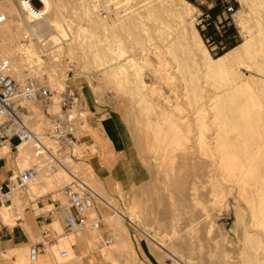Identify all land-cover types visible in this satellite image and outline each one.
<instances>
[{
  "label": "rangeland",
  "instance_id": "rangeland-1",
  "mask_svg": "<svg viewBox=\"0 0 264 264\" xmlns=\"http://www.w3.org/2000/svg\"><path fill=\"white\" fill-rule=\"evenodd\" d=\"M15 1L14 5L18 9ZM55 1L60 5V31L68 30L74 38L66 36L60 45L62 48L55 47L52 49L55 52L45 53L36 38L22 36V47L33 46L36 56L44 61L43 66L39 65L42 63L35 58L36 61H32L34 65H26L18 52L10 54L12 57L9 55L7 60H10L7 62L14 64L17 70H21L25 75L30 74V71L35 72V75L39 73L38 76L46 81L50 80L51 68L56 66L60 90H54L60 94L66 88H71L83 95L91 106L93 114L89 113L90 121L95 122V128L98 127L99 130L92 131L89 127L85 128V131L93 136L88 143L92 140L96 147L94 146L88 159L69 163L72 169L66 172L71 174L79 167L86 170V174L79 179L82 182L85 178L90 181V188L107 204L111 202L113 207H107L103 201L96 200L95 214L92 217H100L105 232L84 231L79 233V238L87 240L91 250L102 245L104 255H108V251L116 250L121 241L130 239L137 255L140 245L148 246L158 264H173L170 258L172 255H175L181 264H264V187H259L255 182L258 179L252 175H247L243 182V179L237 180L238 177L223 169L219 160L222 159L221 150L217 146L220 143L217 142L220 138L218 135L224 125L231 129L225 136L238 137L239 131L235 128L237 121L241 119L237 111H234L242 108V104H252L245 88L232 90L241 80L238 76L247 78L251 75L256 81H264V74L259 73L255 67L256 64L264 65V0H222L224 3L221 12L231 6L234 13L227 15V20L222 15L221 21L230 23L238 40L220 51L214 50L206 42L202 29L197 26L201 14L214 8L218 0H185L195 9L189 10L188 15L185 14V4L181 0H174L177 9L184 13L181 19L164 9L157 0H132L116 7L107 4V0H99L100 4H95L98 8L94 15L82 9V0H79V3L74 0ZM18 10L21 13L20 8ZM10 18L11 21L13 18ZM194 30L198 32L213 58L223 56L253 35L255 40L252 55L246 58L245 62L254 63L255 69L250 71L241 68L238 76L232 70L223 74L207 75L201 62L199 63L200 57L195 56L192 51ZM37 32L42 33V38L48 34L47 27L43 24L37 26ZM9 46L11 50L17 48L15 44L10 43ZM54 54L60 56L57 57L58 61L52 64ZM127 57L137 63L136 68L126 65ZM119 64L125 65L124 78L132 75L128 77L131 81L128 82L127 78L124 80L123 76H115L112 68L118 67ZM129 67L136 70H130ZM61 71L67 72L66 79H62ZM133 78L138 79L134 81ZM142 82H145L148 88L142 89ZM143 96H149L147 98L152 100L155 107L152 114L143 113L144 105L140 103ZM263 100V97L259 96L256 101L260 103ZM27 106L28 104H25L29 112L25 113L28 117L26 119L29 120V117L38 114L46 117L47 126L44 128L47 131L52 123L46 116L44 107L40 104ZM164 108L173 110L171 121L175 123L181 118L184 121V130L191 131L188 141L184 140L186 147L177 148L180 150L173 154L175 160L172 162L176 167L174 172L166 169V162L160 155L163 148L153 150V147H150L145 150L147 144L151 146L154 140L156 141V135L159 133L160 139L155 145L165 146L168 143L162 142L166 139L163 137L165 132L160 127L162 117L159 113L161 114V109ZM232 112L235 115L231 114ZM148 120L153 122L150 126ZM202 123H206L205 129L201 127ZM202 132L208 144H211L209 152L208 149L204 152L199 148L200 141L197 139ZM254 141L255 139L251 141L252 144ZM119 151H125L130 156L137 170L136 178L130 185L119 184L117 188L113 187L107 192L103 181L93 174L88 166H91L93 158L104 157L103 155H106L111 163H115ZM203 152L208 153L206 156L213 153V158L209 159ZM11 153L17 151L14 149ZM183 153L188 154L184 159ZM33 165L32 162L31 167ZM204 165L206 168L203 169ZM19 168V171H23L28 169V166L23 170L22 167ZM93 172L95 173L94 170ZM49 176L53 184L46 190L47 194L52 193L55 200H59L63 206H68L62 190L71 185L73 179L62 170ZM41 177L39 180L43 179ZM39 180L31 186L37 196L44 195L39 188ZM98 181L102 183L104 194L93 186ZM115 208L125 217L123 220L117 219L116 212L113 211ZM4 212L7 213V209ZM113 217L115 220H110ZM105 234L115 238L116 243L113 246H104ZM112 263L118 264L113 261Z\"/></svg>",
  "mask_w": 264,
  "mask_h": 264
},
{
  "label": "bare ground",
  "instance_id": "bare-ground-1",
  "mask_svg": "<svg viewBox=\"0 0 264 264\" xmlns=\"http://www.w3.org/2000/svg\"><path fill=\"white\" fill-rule=\"evenodd\" d=\"M41 1H43L44 5H45V9H46L47 15L43 19L36 21V20H33V17L30 16V15L29 16L27 15L25 17L23 14H21L22 12L21 13L19 12V10H18L19 8L17 9V7H15L14 0H4V4L7 6L6 9L8 11V14L13 19L11 21L9 20L7 22V24H5L3 27L0 28V64L6 63L8 60H10V59L7 60V58L9 57L10 54H12L14 52H18V53L21 54L19 57L22 56L21 59H22L23 63L24 62L26 63V65H31V64L34 65L32 61L35 58V59H38V62L39 63H42V64H39V65H42L43 66V64H44L43 62L44 61H42L39 57L36 56V50H35V48L33 46H29V47H25L24 46V47H22V45H21L22 43L20 42V39L22 38V36H25L24 38H27V36L28 37L30 36L32 38H36L37 41H38V43L42 46L43 52H45V53H49L50 51L51 52H55V51H52V49L55 48V47L62 48V46L60 47V45L63 43V38H65L66 36L69 35L70 38H74L73 37V34L68 33V30L66 32L65 31L64 32L63 31H60V23L61 22L58 20V16L60 14L59 13L60 12V5L55 0H41ZM66 1L67 2H71L72 0H66ZM74 1H76V3L77 2L79 3V0H74ZM82 1H83L82 9H84L86 13H89L91 15H94L96 13L97 8H98V6L95 5L96 3H89V2H86L84 0H82ZM131 1L132 0H107L106 2H108L107 4H112V5H114L116 7V6H119V4H127V3L131 2ZM157 1L159 2V4L161 6H164L165 7L164 9L168 10L169 12H171L174 15L176 14V16H178L180 19L182 18V15L184 13L182 12L183 13L182 14L179 11V8L177 9V4L175 3L174 0H157ZM181 1L183 2V4H185L184 7H186V9H187V11L185 12V14L188 15L189 14V10H195L185 0H181ZM99 4H100V2H99ZM107 4H106V6H107ZM112 5H110V6L112 7ZM92 8H94V9H92ZM180 10H181V8H180ZM39 24H43L44 26L47 27L48 34L44 38H42V35H41L42 33L39 34V32H37V26ZM134 25L137 26V24H134ZM41 27H42V25H41ZM38 31H40V30H38ZM43 31H45L44 28H43ZM55 34H57V36ZM193 35H194V38L192 39L193 41H192L191 44L193 45L194 48L192 49V51L195 54V56H199L200 57L199 63L201 62L200 64H201L202 68L204 69V71H205V73L207 75L223 74V73H227L228 70H232L235 73V75L238 76V74H240V71L239 70L241 68H246L247 70H250L251 71V70L255 69V67L257 68V71L259 73L264 74V65L263 64L262 65L261 64H256L255 67H254V65H253L254 63L253 64H247L245 62V59L248 58V57H251V55H252L253 44H254V40H255V37H253V35H250V37H248L245 40V42L242 43V44H240L238 47L232 49L231 51L227 52L226 54H224L223 56H220L218 58H213V57L210 56L209 52L205 48V46H204V44H203V42H202V40H201V38H200V36H199V34H198V32L196 30H194ZM10 43H11V45H13V44L17 45V48L15 50H11V48L9 46ZM72 46H73V44H72ZM59 52H60V50H59ZM59 56H60V54H54V56L52 57V64H55L58 61L57 60V57H59ZM10 57H12V56L10 55ZM35 59H34V61H36ZM160 60H162V59H160ZM125 61L127 63L126 65H129L132 68L137 65V63L133 59H131L130 57H127L125 59ZM124 66L122 64L121 65L119 64L118 67H115V68L113 67L114 69L112 68V70H114V74H115L116 77L121 76L119 78H122V76H123V79L125 80L127 78L126 80H128V82H129V81H131V78H128V77H131L132 75L131 76H128V77L125 76L126 78H124V74L126 73V72L124 73V71L126 70ZM10 67H11V72H13V74L16 77H18L20 79L26 78L27 75L23 74L21 72V70L18 71L14 64H10ZM51 67H52V65H51ZM29 68H30V66H29ZM56 68H57L56 66L51 68V70H50V74L51 75H49V79L50 80H48L47 84L53 90L54 89L60 90V87L58 86L59 83H60V80H58V78H56V77H58V72L56 71ZM110 68H111V66H110ZM132 68H130V70ZM109 69H108V71H112V70H109ZM132 70L135 71L136 69L135 70L132 69ZM30 74L31 75H35V72L30 71ZM60 74H61V76H63V78L61 77L62 79H66V77H67V72L66 71L65 72H62L61 71ZM38 75H39V73H36L35 76L40 77ZM238 78L239 79L241 78V80L239 81V83H236V85H234V87L232 88V90L233 91H237V90H240V89L245 88L247 90V93H248V96L247 97H249L250 101H252L251 102L252 104H250V105L249 104H242L243 105L242 108H238V110L236 109L234 111V112L237 111V113L239 115V119H241V120L237 121V125H236L237 128H235V130H238L239 131L238 137H228V136H225L224 135L225 133H228L231 130V129L228 128L229 126L227 127V125H224V128L222 127L223 129L219 132V135L218 136H220V138H219V140L217 142H220V143L217 146L221 150L220 152H221V158H222V159H219V160L223 164L222 165L220 163L223 166V169L227 170L230 174H232V176L238 177L237 180L243 179V182H244V178H246L247 175H250V176L252 175L253 177H256V179H258L255 182H257V184L259 185V187L260 186L261 187H264V135H263V132H264V100H263V102H260L259 101L260 103H258L256 101L259 96H262L263 99H264V81H259V80L256 81L255 79H253V76H251V75L248 76L247 78H244V77H241V76H238ZM137 79H134L133 78L134 81L137 80ZM172 80H174V79H172ZM142 84H144V85H141V86H143L142 89L148 88V86L145 84V82H142ZM138 87L140 88V85ZM137 91H138V89H137ZM138 93H139V91H138ZM230 93H232V92H230ZM228 94H229V92H228ZM140 97H142V96H140ZM147 97H149V96H147ZM147 97L146 96H143L142 100H140V103L142 105H144L143 106V113L149 115V114H152L154 112L155 107H154V104H153L152 100H149V98H147ZM25 104H28V106H29V104H32L33 106L39 105V104L33 103V102L25 103ZM176 107H178V106H175V108ZM36 108H38V107H36ZM170 108H171V106H170ZM57 109L58 108H56V110ZM173 110H174V107H173ZM173 110L168 109V108H166V109L164 108V109H161V114L159 113V115L162 117V119H161V126L160 127L163 128V131L165 132V134H164L163 137H164V139H166L165 141H162V142L165 143V142L168 141L167 145H165V146L162 145V144L161 145H155L156 142L159 141V139H160V137H159V135H161L160 133H159V135L158 134L157 135L155 134L156 135V138H155L156 141L154 140V143L153 144H152V142L147 141L149 134L146 135L147 136V138H146L147 140L145 139L147 142H149V143L152 144L151 146H148V144H147L148 148H146L147 146L145 147V150L146 151L150 147L151 148L153 147V150H154V148H156V149H162L163 148L164 149V150L162 149L163 150V151H161L162 153H160V152L159 153L162 156V158H164V161L166 162V169L168 171L170 170L172 172H174L175 171V168H176V167H174V163L172 162V161L175 160L173 154H177V153H175L176 150H177V148H182L183 146L186 147L184 145L185 144L184 143V140H187L188 141V139H189L188 134L191 132L189 129H188V131H187V129H186V131L184 130V128H183L184 127V123H183L184 121H182L181 118H179V120L177 119V121H175V123L173 121H171V119H172L171 116H172ZM157 111H158V109H157ZM202 111L203 110H201V112ZM231 114H234V113L232 112ZM159 115H156V116H159ZM31 117H29V120L28 121L31 122V127L34 129L35 132L43 133L44 131H46V129L44 128V127L47 126L46 125L47 119H45L46 117L45 118H44V116L41 117V116H39V114L38 115H34L32 118ZM26 118H28V117L26 116ZM253 118H255V120H253ZM125 119H126V117H125ZM152 123H151L150 120H148V125L149 126ZM186 126L189 127L188 124ZM201 127L205 129L206 123H202V126ZM148 128H151V127H148ZM145 130H147V129H145ZM152 130L150 132L151 133L150 134L151 136H152ZM158 132H159V130H158ZM146 133H149V132H146ZM142 137L144 139V136H142ZM149 138H151V137H149ZM151 139H154V138H151ZM253 139H255V141L252 144L251 141ZM198 140L200 141V144H199L200 147L199 148L201 149V151L204 150V152H205L210 147V145H211V144H208V142L206 141L207 139H206V136H205V134L203 132L200 135V137L197 139V141ZM8 147L9 146L3 148L1 152L3 154L7 153ZM218 147H217V149H218ZM18 148H19L18 149L19 151H18L17 158H16V164H17L18 168L19 167H22V170H23L24 167H27V166H28V168H29V166L31 167L32 162L34 163V159L32 157V148H31V146L28 145V144H22ZM111 148H113V147H111ZM9 149H10V147H9ZM110 150L112 152V149H110ZM179 150H177V151H179ZM209 150H211V149H208V152H209ZM10 152H11V149H10ZM113 152L115 153V151H113ZM114 153H113V155H115ZM111 154L112 153H110V155ZM183 154L184 155H182V157L184 159L185 156L188 155V154H186V153H183ZM206 154L208 155V153H206ZM206 154H205V156H206ZM212 154H211V156H212ZM211 156L209 154V156H206V157L209 158ZM113 157H115V156H113ZM113 157H111V158H113ZM206 157H204V158H206ZM214 157H216V156H214ZM211 158H213V157H211ZM215 160H217V159H215ZM30 161H31V164H30ZM38 167H39L38 176H37V178L35 179V181L30 186H32L35 182H37L39 180V178L42 176L41 178H43V179L42 180H39V187L43 191H46L47 189L51 188V186L53 184V181L49 179V177H50L49 175L51 173H49L48 171H46L45 168H44L45 166H43L42 164H40ZM88 167H89V170L93 174H95L93 172V169L91 168V166H88ZM163 167H165V166H163ZM202 168L204 169V168H206V166L204 165V166H202ZM71 169H72V167H71ZM71 169L69 168L70 171H71ZM20 170H21V168H20ZM225 170H223V171H225ZM64 172L69 176L70 179H72V175L71 174H73V173H74L73 175H76V176H78L80 178L86 174V170H84L81 167H79V169L77 168L76 170H74L73 173L71 172V174L69 172H66V171H64ZM248 178H249V176H248ZM83 182H85L87 185L89 184V187L92 184L86 178H85V181H83ZM247 182H248V180H247ZM97 183L96 184H93V186L95 187V189L97 191H99L100 193H103L104 194V191H103L101 182L98 181ZM253 184H254V182H253ZM96 200H99L100 202L103 201V203H105L107 207H111L112 206L111 205L112 204L111 202H110L111 204L109 202L107 204L105 202V200H103L102 198H100V196L97 197ZM263 206H264V204H263ZM133 209L135 210V207ZM113 211L116 212V215H117V219L118 220H120V219L123 220L122 218L124 216H122V214L118 210H116V208ZM136 211H138V209ZM93 214H95V211L94 210L91 212V214H90L91 217L90 218H93V219L94 218H97V219L100 218L99 216L92 217ZM115 217H113L110 220H115ZM119 223H120V221H119ZM113 239L115 241V238H113ZM115 243H116V241L114 242V244ZM159 246H160V248L166 250L161 245H159ZM116 250H118V253H120V254L128 253L131 256L132 255L134 257L137 256L136 255V252L134 250V247H133V243H132V241L130 239H126V240L121 241L118 244V247L116 248ZM112 252H113V250L112 251H108L107 254L108 255H111ZM166 252L169 255H172L167 250H166ZM170 258H172V260L174 262L173 264H181L179 260H176V256L175 255H172ZM169 264H172V263L169 262Z\"/></svg>",
  "mask_w": 264,
  "mask_h": 264
},
{
  "label": "built area",
  "instance_id": "built-area-1",
  "mask_svg": "<svg viewBox=\"0 0 264 264\" xmlns=\"http://www.w3.org/2000/svg\"><path fill=\"white\" fill-rule=\"evenodd\" d=\"M89 3L99 4V0H84ZM22 14L32 16L33 20L46 17L45 5L41 0H16ZM222 1V8H223ZM4 0H0V28L10 19ZM234 8L226 7L218 16H213L210 10L204 11L197 20V26L202 29L206 42L214 50L220 51L230 44L237 42L236 31L232 36L225 37L230 23L223 22L222 15L227 20V15H232ZM228 24V26H226ZM222 29V30H221ZM234 29V28H233ZM44 78L27 75L20 79L11 72L8 62L0 64V146H9L11 151H18L22 144L32 148L34 165L23 171L13 174L6 183V191L0 192L2 205L12 204L13 195L30 187L38 176L39 165L45 170L54 173L59 170L69 171V163L81 162L89 158L93 143H88L91 134L85 131L89 128V113L91 106L86 98L71 88H66L62 93L53 90ZM37 103L44 107L46 116L51 121L50 128L43 132H35L31 122L26 119L25 103ZM56 108H58L56 110ZM72 175V174H71ZM71 185L62 190L63 196L68 201V206L59 203L56 212L64 214L67 221V232L81 233L91 231L98 233L103 229L100 218H90L96 208L98 195L79 177L72 175ZM52 214L54 213L51 212ZM104 246L114 245V239L109 234L105 235ZM64 258L68 253L63 254ZM37 258V248L30 251V260Z\"/></svg>",
  "mask_w": 264,
  "mask_h": 264
},
{
  "label": "crops",
  "instance_id": "crops-1",
  "mask_svg": "<svg viewBox=\"0 0 264 264\" xmlns=\"http://www.w3.org/2000/svg\"><path fill=\"white\" fill-rule=\"evenodd\" d=\"M94 124L90 121L92 131L98 129ZM3 148L0 146V192L6 191L8 179L20 169L16 164L18 151L12 154L8 147L7 153L3 154ZM103 156L93 158L91 166L103 181L107 192L119 184H132L137 170L125 151L117 152L115 163H111L106 155ZM40 190L44 195L37 196L30 186L16 193L11 205L0 203V264H113L112 261L118 264H158L148 246L144 245H140L139 255L135 257L120 254L118 250H113L111 255H104L102 245L91 250L89 242L81 240L79 233L67 232L64 214L56 212L61 202L55 200L52 193ZM6 209L7 213L4 212ZM33 247L37 248L35 261L30 260ZM65 252L68 253L67 258L63 257Z\"/></svg>",
  "mask_w": 264,
  "mask_h": 264
},
{
  "label": "trees",
  "instance_id": "trees-1",
  "mask_svg": "<svg viewBox=\"0 0 264 264\" xmlns=\"http://www.w3.org/2000/svg\"><path fill=\"white\" fill-rule=\"evenodd\" d=\"M221 11H222V0H218L216 6L212 9H210V13L216 17L222 13ZM233 33H234V29L230 28V29H228L225 37L232 36Z\"/></svg>",
  "mask_w": 264,
  "mask_h": 264
}]
</instances>
